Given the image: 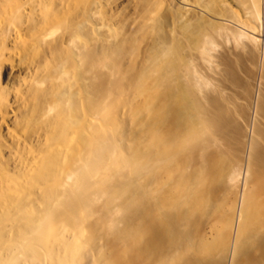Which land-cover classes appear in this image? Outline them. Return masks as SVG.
I'll return each mask as SVG.
<instances>
[{
	"label": "bare ground",
	"instance_id": "6f19581e",
	"mask_svg": "<svg viewBox=\"0 0 264 264\" xmlns=\"http://www.w3.org/2000/svg\"><path fill=\"white\" fill-rule=\"evenodd\" d=\"M175 2L185 23L162 37L156 76L141 82L131 75L122 84L120 56L98 59L91 30L57 22L71 43L57 54V78L63 91L76 84L80 92L62 102L63 114L81 118L83 101L88 118L66 165L50 159L32 188L1 195L0 264H264V0L238 1L254 24L213 4ZM20 9L2 14L13 24ZM10 36L8 28L1 50ZM222 45L254 47L236 54L254 83L216 52ZM132 94L141 100L130 102ZM69 137L59 139L60 153Z\"/></svg>",
	"mask_w": 264,
	"mask_h": 264
},
{
	"label": "rangeland",
	"instance_id": "374dc122",
	"mask_svg": "<svg viewBox=\"0 0 264 264\" xmlns=\"http://www.w3.org/2000/svg\"><path fill=\"white\" fill-rule=\"evenodd\" d=\"M193 1L202 6L213 4L220 14L232 15L239 21L252 20L248 10L238 3L239 0ZM18 5H21L17 14L20 16H16L12 24L9 22L12 20L8 21L2 13ZM176 6L175 0H0V38L8 28L11 30L5 48L1 50L0 46V199L2 194L8 198L12 190L23 193V189L32 188L33 178L50 159L57 161L58 167L66 165L71 154L69 150L77 145L76 132L88 118L83 101L79 104L81 118L79 113L63 114L62 102H68L75 92H80L76 90V84H71L67 91H63L61 80L57 78V54L59 51H70L71 47L68 31H63L66 28L62 29L60 24L71 25L75 22L78 33L91 30L89 38H93L98 59L102 58L103 53L120 56L118 64L123 68L122 84L131 75L140 76L141 82L143 78L153 79L156 76V50L162 37L173 38L185 23L186 17L183 18ZM262 6L261 1L260 10ZM41 10H45L49 16L47 25L41 22ZM254 21L250 23L254 24ZM261 28L264 29L263 20L257 27L259 35L264 34ZM222 47L216 52L221 54L223 49L227 56L229 54L232 57H229V61L234 58L232 62L240 73L237 75L242 76L240 79L249 84L254 83L251 76L242 71L236 58V54H244L250 46L243 49L239 45L240 50ZM70 55L74 56L73 53ZM218 56L213 60L216 61ZM218 61L211 64L215 68V72L212 71L214 77H220ZM245 67H248L249 73H253L254 67L250 63L245 64ZM68 75L64 77L68 78ZM226 86L228 92L233 94L240 91V88L230 86L235 89L234 93L229 85ZM121 90L122 86L115 90L116 102L121 100ZM132 95L129 97V100L133 98L130 102L141 100L139 95ZM124 109L126 112V108L117 109L119 114L122 112L120 116L117 112L118 118H126ZM66 135L70 137L63 148L64 152L60 153L57 144ZM3 205L0 200L1 214L6 212L2 209ZM8 229H5L7 234ZM15 233L16 230L10 237ZM86 238L87 234L84 233L80 247L86 246Z\"/></svg>",
	"mask_w": 264,
	"mask_h": 264
}]
</instances>
